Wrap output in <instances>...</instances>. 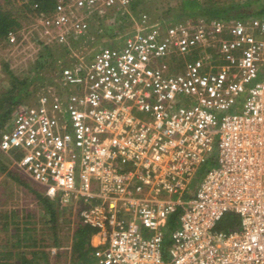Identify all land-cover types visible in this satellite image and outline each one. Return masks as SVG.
Returning a JSON list of instances; mask_svg holds the SVG:
<instances>
[{
  "label": "built area",
  "instance_id": "1",
  "mask_svg": "<svg viewBox=\"0 0 264 264\" xmlns=\"http://www.w3.org/2000/svg\"><path fill=\"white\" fill-rule=\"evenodd\" d=\"M131 5L31 4L44 43L70 45L92 18L129 31L18 106L0 151L80 208L97 264H264V18L162 23ZM227 214L238 227L218 230Z\"/></svg>",
  "mask_w": 264,
  "mask_h": 264
},
{
  "label": "trees",
  "instance_id": "2",
  "mask_svg": "<svg viewBox=\"0 0 264 264\" xmlns=\"http://www.w3.org/2000/svg\"><path fill=\"white\" fill-rule=\"evenodd\" d=\"M40 1L44 6L49 0H27L23 2L22 6L14 7L11 3L6 5L0 2V44L14 46L17 43L22 42V35L19 34V30L23 28L24 23L32 21L29 16L30 6L32 3ZM150 0H132L131 10L135 16H139L142 12V6L144 3ZM10 4V5H9ZM256 4L257 8H253ZM178 7V14L176 17L166 18L165 20H160L162 23H175V22H187L188 20L196 21L198 19H221L224 21H232L236 19H244L250 17H262L264 18V0H231L226 2L224 0H178V2L173 7ZM170 10V9H169ZM190 19H187V18ZM186 18L187 20H183ZM33 22V21H32ZM14 32L17 34L16 42L12 43L9 39V33ZM31 36L35 37L38 42L43 44V50L39 54L38 59L35 61L32 67V76H27L21 79L15 72L10 68L8 62L4 63V69L7 71L10 77V87L0 93V134L4 131L7 123L10 122L13 113L15 112L18 105H21L23 99L28 97L33 91L31 88L36 83L40 82H52L54 79L60 80V71L62 63H68V59L63 58L61 64L53 65L49 61L53 60L54 63V53L51 49L52 46L62 47L66 53H71L72 48L78 45L73 40L70 45H59L43 43V41L38 38L37 31L31 32ZM80 40V38H79ZM64 55H62L63 57ZM48 65V67H46ZM48 68V69H47ZM51 70L49 76H41V72L44 69ZM3 130V131H2ZM8 169L6 163L0 159V170L5 172ZM8 174L15 180L24 184V180L18 176V174L12 170H8ZM28 186L27 184H25ZM36 197L40 200L42 206L50 214V219L48 224H50L51 229L54 233V239L52 245L60 247V240L57 238L56 224L58 221V211L56 206L58 203L51 200L48 196L43 195L38 191H34ZM66 208V207H65ZM80 208L77 209V216L75 218V230L73 233L72 240V256L77 258L78 261H88L93 251L94 247L91 244V238L94 234V229L84 224L80 214ZM32 216L31 212L25 213V219L22 221L20 219V214L17 210H12L6 212L4 215V221L2 224L3 229H12L10 237L6 239L4 243V250L0 252V264H22L24 249L30 248L31 256L26 260L24 264H42L46 262L48 257L47 251L43 248L45 247L42 239H39L36 232V227L32 226L33 220L30 219ZM227 216V215H226ZM224 217L222 223L220 224L221 229H234L238 227V219H228L230 217ZM27 218V219H26ZM228 218V219H226ZM224 227L222 228V226ZM174 226V222L171 223ZM220 228V227H219ZM61 255V251L58 252L55 258Z\"/></svg>",
  "mask_w": 264,
  "mask_h": 264
},
{
  "label": "rangeland",
  "instance_id": "3",
  "mask_svg": "<svg viewBox=\"0 0 264 264\" xmlns=\"http://www.w3.org/2000/svg\"><path fill=\"white\" fill-rule=\"evenodd\" d=\"M27 0H0V2L6 5L8 2L11 3L14 7L22 6L23 2ZM226 2H230L231 0H224ZM178 0H150L144 3L142 6V13H146L151 21H160L165 20L166 18L176 17L179 10L178 7H173ZM10 5V4H9ZM8 6V5H6ZM253 8H257L256 4ZM170 9V10H169ZM29 14V12H28ZM187 19H190L189 17ZM184 18L183 20H187ZM196 20H199L196 18ZM191 21V20H188ZM115 22V21H114ZM110 19L107 18H92L90 29L86 36L78 39V45L72 48L71 53H66L62 47L52 46L51 49L54 53V63L53 60H50V64H55L56 66L61 64L63 58L68 59V63H62L61 67L68 65L72 60H75L77 57L83 58L86 62L94 56L96 52H98L102 47L108 46L109 43L113 41V45L110 47H119L122 45V36L126 34L125 31H129V28H125V25H118V22L114 23ZM170 23V22H168ZM131 30V29H130ZM35 31V27L33 22L24 23L22 29L18 32L21 34L22 42L15 44L14 46L9 45H1L0 44V93L4 90H7L10 87V77L7 71L4 69V63L8 62L10 68L18 75L21 79L26 78L27 76H32V67L34 66L35 61L38 59L39 54L43 50V44L37 41V39L31 36V32ZM120 31V32H118ZM40 38V36H37ZM42 39V38H40ZM43 41V40H42ZM44 43V41H43ZM45 44V43H44ZM54 45L53 43H50ZM62 55H64L62 57ZM77 56V57H76ZM48 67V65L46 66ZM48 69V68H47ZM44 69L41 72V76H49L51 70ZM58 88V80L54 79L52 82H43L42 80L35 85L32 86V92L28 97H25L21 103V105H30L37 101L38 96L41 92L47 91L49 89H57ZM71 91L74 90V85L69 86ZM20 106V105H18ZM10 122L7 123L4 130L9 128ZM3 131V130H2ZM2 133V132H1ZM0 159L8 166V169L3 172L0 170V252L4 250V243H6V239L10 237L12 229L6 230L3 229L2 224L4 221V215L6 212H10L12 210H17L20 214V219H25V213L31 212L32 216L30 219L33 220L32 226L36 227L35 234L39 239H42L45 247H43L47 253L48 257L46 261L54 263V264H75L77 262V258L72 256V240L73 233L75 230V218L77 216L78 207L75 205L61 208L59 205L56 206L58 211V221L56 224L57 238L60 240V246L64 247L61 251V255L57 258L52 255L49 251L54 239L53 230L48 224L50 219V214L45 210L42 206L38 197H36L34 191H38L46 196L44 187L30 178L28 175L19 171L15 165L12 164L10 158L0 151ZM8 170H12L17 173L24 180V184L19 181L13 179L9 174ZM27 184L28 186H26ZM226 217H230L228 219L231 221L233 218L238 219L240 221V217L236 214H227ZM27 219V218H26ZM223 220V219H222ZM222 220L219 221L217 225L218 230H227L225 228L221 229L220 224ZM225 224H223L222 228ZM220 227V228H219ZM171 236L169 232L165 237V247L166 249L170 246ZM23 261L26 263V260L31 256L30 248L24 249ZM1 256V255H0ZM170 259V255L165 253V260L168 261ZM22 263V264H24ZM89 264H97L96 260L92 258L90 255Z\"/></svg>",
  "mask_w": 264,
  "mask_h": 264
},
{
  "label": "crops",
  "instance_id": "4",
  "mask_svg": "<svg viewBox=\"0 0 264 264\" xmlns=\"http://www.w3.org/2000/svg\"><path fill=\"white\" fill-rule=\"evenodd\" d=\"M255 17H258V16H255ZM109 45H113V42L109 43ZM109 45H108V46H109ZM91 239H92V238H91ZM91 244H92V243H91Z\"/></svg>",
  "mask_w": 264,
  "mask_h": 264
}]
</instances>
